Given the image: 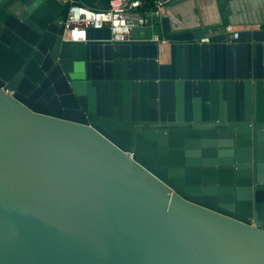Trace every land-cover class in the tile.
<instances>
[{"label":"water","instance_id":"water-1","mask_svg":"<svg viewBox=\"0 0 264 264\" xmlns=\"http://www.w3.org/2000/svg\"><path fill=\"white\" fill-rule=\"evenodd\" d=\"M107 1L0 0V264H264V25L63 40Z\"/></svg>","mask_w":264,"mask_h":264},{"label":"built area","instance_id":"built-area-1","mask_svg":"<svg viewBox=\"0 0 264 264\" xmlns=\"http://www.w3.org/2000/svg\"><path fill=\"white\" fill-rule=\"evenodd\" d=\"M62 4L70 0H59ZM180 0H155L150 6H145L141 0H108L105 9L94 10L82 5L71 4L64 22L63 40L77 43L86 42L87 31L90 29L109 30V42L128 43L132 41L134 30L145 29L151 32L149 40L157 44L158 55L163 54V49L168 42L156 33H153L154 20L162 16L166 7L174 5ZM259 25H227L222 35L223 42L231 44L238 39L239 33L247 30L258 29ZM217 28L221 27H216ZM206 30V29H205ZM209 37L203 36L193 39L197 43H208ZM159 62V60H158Z\"/></svg>","mask_w":264,"mask_h":264},{"label":"crops","instance_id":"crops-1","mask_svg":"<svg viewBox=\"0 0 264 264\" xmlns=\"http://www.w3.org/2000/svg\"><path fill=\"white\" fill-rule=\"evenodd\" d=\"M141 1L146 3L145 6H150L155 0ZM198 1L200 4L207 1L211 5L210 0ZM214 2L218 16L220 15L222 21H227L228 25H264V0H214ZM194 7L195 2L189 0L185 4L175 6L174 9L180 16L194 18V15H200L198 9ZM158 29L155 25L153 31Z\"/></svg>","mask_w":264,"mask_h":264},{"label":"bare ground","instance_id":"bare-ground-1","mask_svg":"<svg viewBox=\"0 0 264 264\" xmlns=\"http://www.w3.org/2000/svg\"><path fill=\"white\" fill-rule=\"evenodd\" d=\"M203 1H205V0H203ZM211 1V3L213 2V0H210ZM206 3H207V1H206ZM177 14V13H176ZM169 15L170 14H166V16L169 18ZM174 19V18H173ZM177 23H178V21H177ZM163 49H165V47H163ZM164 53V52H163ZM160 60L161 61H166L167 60V54L166 53H164L163 55H161V57H160Z\"/></svg>","mask_w":264,"mask_h":264}]
</instances>
